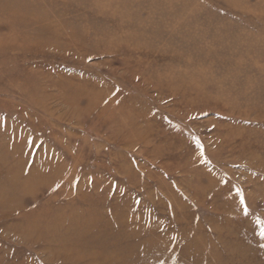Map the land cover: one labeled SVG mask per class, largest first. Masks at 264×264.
<instances>
[{"label": "rangeland", "instance_id": "374dc122", "mask_svg": "<svg viewBox=\"0 0 264 264\" xmlns=\"http://www.w3.org/2000/svg\"><path fill=\"white\" fill-rule=\"evenodd\" d=\"M242 1L5 12L31 38L0 48V264H264V107L241 106L264 105L242 90L264 86V8Z\"/></svg>", "mask_w": 264, "mask_h": 264}, {"label": "bare ground", "instance_id": "6f19581e", "mask_svg": "<svg viewBox=\"0 0 264 264\" xmlns=\"http://www.w3.org/2000/svg\"><path fill=\"white\" fill-rule=\"evenodd\" d=\"M71 1H74V2H79V3H84V4H86V5H90V4H92L93 3V6H91V7H93L96 11V13H98V12H112V13H114V14H116V15H118L120 18H122V19H127V17H128V15H129V10H130V7H132V6H134L135 5V2H137V0H132L128 5L127 4H123V3H125L127 0H125V2L123 1V0H109V2H107V5H103L102 3L100 4V2L101 1H103V0H71ZM153 1H155V0H147V2L149 3V5L148 4H145V6H144V9L145 10H148L149 12L150 11H152L151 10V3L153 2ZM170 1V3H166V5H165V7L163 8V10L165 11V12H171V11H174V9H173V5H172V2L173 1H175V0H169ZM177 1V0H176ZM224 1V0H223ZM244 1V0H243ZM242 1V2H243ZM0 2L2 3V5H3V8H1L0 9V48H10V47H12V46H14L13 44V42H15L16 41V39H17V37L19 38V39H30L31 37L30 36H28V35H17V36H14V35H11L10 33H9V31L7 30L8 28L7 27H9V25H8V23H7V20L5 19V16H6V14H5V12H10L12 15H15L14 17H30L32 20H35L34 18H33V15H31V13H30V15H26L25 13H29L30 11H25V10H23V8H24V4L23 3H21V2H24V0H0ZM127 2H129V1H127ZM245 2H246V0H245ZM250 3V2H249ZM235 4V3H234ZM127 5V6H126ZM206 5V4H205ZM204 5V6H205ZM209 5V4H208ZM211 5V4H210ZM209 5V6H210ZM129 6V8H126V7H128ZM185 6V5H184ZM204 6H203V8H204ZM207 6V5H206ZM205 6V7H206ZM246 6V5H245ZM258 6H261V7H257L258 9V11L261 9V8H264V0H258ZM211 7H212V5H211ZM210 7V8H211ZM159 8V7H158ZM203 8H201V11L200 12H202V11H204L205 13V15H206V10H203ZM208 9V8H207ZM213 10V9H212ZM219 10V9H218ZM226 10V9H225ZM24 11H25V13H24ZM198 11V12H199ZM215 11V10H214ZM216 11H217V9H216ZM220 12H222L221 10H219ZM208 13H209V11H207ZM211 12V11H210ZM166 13V14H167ZM223 13V12H222ZM224 13H226V12H224ZM196 14H197V12H196ZM200 15H201V13H199ZM213 14V13H212ZM230 14V13H229ZM198 15V14H197ZM200 15L198 16V18L200 17ZM204 15V16H205ZM208 17V16H207ZM161 19V23H160V25L159 26H162V24H163V26H166V25H172V26H174L175 24H176V21H174V20H171V21H168L167 19H165V18H160ZM200 19H201V17H200ZM202 19H203V17H202ZM201 19V20H202ZM200 20V21H201ZM258 21V20H257ZM179 24V23H178ZM146 25H148V24H146ZM146 25H143V27H145ZM197 25V24H196ZM177 26V25H176ZM133 28L134 30L135 29H137V28H140V27H142V25H141V23H139V22H137V23H135V24H133V25H131L130 26V28ZM227 28L224 30L225 32L226 31H229V33H231L232 31V28L230 27V26H226ZM128 28L129 27H127V29L125 30V31H121L118 35H119V39H122L123 41H125L127 44H133V43H137L136 41H138V39H136V35H135V33L137 32H134V31H132V32H130L131 30H130V28H129V30H128ZM179 28H180V26H179ZM183 28V27H182ZM2 29H4L6 32H3L2 31ZM234 29V28H233ZM84 30H85V28H84ZM234 31V30H233ZM50 32H51V34H53L54 33V35L55 36H59V34H58V31L54 28V27H50ZM103 34H104V32H103ZM177 34H178V32H177ZM114 37V36H113ZM106 38V37H105ZM59 39V38H58ZM34 40V41H33ZM32 41L34 42V43H32V44H34V45H36V44H39V45H45L47 42L46 41H43V42H41V40H35V39H33ZM192 40V41H191ZM189 39L188 41L190 42V43H192L193 42V44L195 43V44H197L198 42H196V41H194L193 39ZM232 40H235V39H232ZM10 41H11V43H10ZM69 41H78V39H76L74 36H73V38H70V40ZM225 41H226V44H223V42L225 43ZM247 41V40H246ZM206 43V42H205ZM204 43V44H205ZM114 44V43H113ZM255 44V43H254ZM254 44H251L252 46H250L249 48L250 49H253V50H259V48L260 49H262V47H260V46H263V45H260L259 43H257L255 46H257V47H255L254 48ZM217 45H226V46H231L230 45V43L228 44V39H220V40H218V39H215V40H209L206 44H205V47H206V49L207 50H211V49H213L215 46H217ZM229 50V49H228ZM228 52H230V51H228ZM228 56V55H227ZM229 56H231V55H229ZM232 57V56H231ZM254 58H256V57H254ZM220 59V58H219ZM193 60V59H192ZM221 60V59H220ZM256 61V60H255ZM217 62V61H216ZM208 69V68H207ZM183 72V71H182ZM191 72H192V74L194 73V71H191L189 68L188 69H185V71H184V73H182L183 75L185 74H188L189 76H191L192 74H191ZM245 73H247V71H245ZM264 73V72H263ZM188 75H186V76H188ZM205 75H206V73H205ZM249 75V74H248ZM228 77V76H227ZM247 77V76H246ZM227 80H228V78H226ZM245 79V78H244ZM257 79V78H256ZM227 80H226V82H227ZM250 80V79H249ZM258 80V79H257ZM243 81V80H242ZM253 81V80H252ZM254 81H256L255 79H254ZM254 81H253V83H254ZM208 82V81H207ZM190 83V82H189ZM208 83H210V82H208ZM207 83V84H208ZM213 83H215V84H217L216 82H213ZM222 83V82H221ZM248 81H246V82H244V84H243V86H242V90L244 89L245 91H247L248 89H250L251 90V88L253 89V88H256L258 91H263L264 92V86L262 85V83L261 82H256L254 85H253V83H251L250 82V84L248 85ZM223 84V83H222ZM227 84V83H226ZM229 84V83H228ZM252 84V85H251ZM218 85V84H217ZM224 85V84H223ZM251 85V86H250ZM212 86V85H211ZM231 86V85H230ZM224 87V86H223ZM222 87V88H223ZM236 87V86H235ZM209 88V87H208ZM220 89H221V87H220ZM225 88H223V90H224ZM247 89V90H246ZM209 90V89H208ZM249 90V91H250ZM73 93L74 94H76L77 96H79V95H82L81 94V92H78V91H73ZM220 93V92H219ZM218 93V94H219ZM247 92H245V94H246ZM222 94V93H221ZM228 95V94H227ZM231 97L232 96H230V95H228L227 96V99H226V103H229L230 102V100L229 99H231ZM246 99V100H245ZM244 100H242L241 101V106L245 109V110H247V111H252V110H255L256 109V107L258 108H261L262 106L264 107V105H262V104H260V103H257V102H254V105L253 106H250V105H248V102H250L249 101V99H247V98H245ZM231 102H233V101H231ZM240 105V104H239ZM19 181H17L16 182V185H17V188L19 189V190H22V191H24V190H26V189H28L29 188V185H30V182L28 183L27 181L26 182H20V184L18 183Z\"/></svg>", "mask_w": 264, "mask_h": 264}, {"label": "snow or ice", "instance_id": "6c2138e0", "mask_svg": "<svg viewBox=\"0 0 264 264\" xmlns=\"http://www.w3.org/2000/svg\"><path fill=\"white\" fill-rule=\"evenodd\" d=\"M241 203H242V204L244 203L243 197L241 198ZM244 213H245V215H247V208L244 209ZM257 222L261 224L260 235H261L262 237H264V221H259V220H258Z\"/></svg>", "mask_w": 264, "mask_h": 264}]
</instances>
